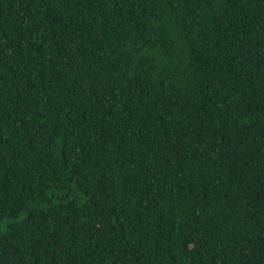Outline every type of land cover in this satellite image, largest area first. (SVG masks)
<instances>
[{
	"label": "trees",
	"instance_id": "trees-1",
	"mask_svg": "<svg viewBox=\"0 0 264 264\" xmlns=\"http://www.w3.org/2000/svg\"><path fill=\"white\" fill-rule=\"evenodd\" d=\"M0 264H264V0H0Z\"/></svg>",
	"mask_w": 264,
	"mask_h": 264
}]
</instances>
